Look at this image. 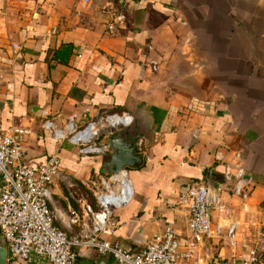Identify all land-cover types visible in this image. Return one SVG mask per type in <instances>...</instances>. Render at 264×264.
<instances>
[{"label": "crops", "instance_id": "crops-1", "mask_svg": "<svg viewBox=\"0 0 264 264\" xmlns=\"http://www.w3.org/2000/svg\"><path fill=\"white\" fill-rule=\"evenodd\" d=\"M124 112L147 117L153 144L141 146L143 165L128 170L133 200L102 238L138 251L169 226L185 236L181 187L243 170L247 199L234 181L220 196L235 246L220 241L209 259L208 241L203 264L247 258L264 234V0H0V133L31 130L25 166L59 157L68 179L89 184L101 156H82L43 124L66 132L72 117L82 126ZM51 192L58 225L77 232L64 188Z\"/></svg>", "mask_w": 264, "mask_h": 264}, {"label": "built area", "instance_id": "built-area-1", "mask_svg": "<svg viewBox=\"0 0 264 264\" xmlns=\"http://www.w3.org/2000/svg\"><path fill=\"white\" fill-rule=\"evenodd\" d=\"M116 117L132 119L125 112L103 114L80 126L72 117L66 132L56 130L48 121L43 124V129L60 140L69 138L73 145L80 147L81 155L103 156L109 152V147L101 141L103 135L107 138L127 126L121 123L110 127L108 120ZM31 134V130L24 126L12 127L0 133V177L3 183L0 194V233L7 242L9 264H78L80 252L81 257H85L91 251H96L101 257L112 258L115 264H203L205 244L224 235L226 221L222 224L219 217L228 214L227 202L212 193L203 182L182 186L174 205L185 220V236L179 235L174 227L169 226L163 232L149 237L138 251L118 242L104 240L102 235L113 234L109 216L112 217L115 210L130 205L134 196L130 203L119 207L104 204L106 195L113 192L119 194L121 189L119 185L117 188L105 185L103 177L100 178L103 190L95 193L100 212L95 213L86 200L80 212L70 209V224L78 226L80 232L69 234L58 225L59 218L51 203L52 187L65 183L67 175L59 157H52L39 170L24 165L23 146ZM125 172L128 175V170ZM226 177L235 182L232 193L247 199V186L251 184V179L244 171L239 170L236 175L227 171ZM101 213L107 214L105 223L100 221ZM227 226L226 237L230 246L234 247L237 224ZM256 244V248L248 252L247 258L233 264H264L263 233ZM76 249L80 252L77 253Z\"/></svg>", "mask_w": 264, "mask_h": 264}, {"label": "water", "instance_id": "water-1", "mask_svg": "<svg viewBox=\"0 0 264 264\" xmlns=\"http://www.w3.org/2000/svg\"><path fill=\"white\" fill-rule=\"evenodd\" d=\"M132 123L121 127L111 136L102 140L109 147V152L99 157L96 166L98 173L106 176H117L125 170L138 169L143 165L142 147L153 144V129L145 115L131 114ZM214 170L206 182L207 188L217 196L223 195L222 189L229 181L225 175L224 181L214 178ZM108 257H92L79 264H109ZM0 264H9L8 246L5 237L0 233Z\"/></svg>", "mask_w": 264, "mask_h": 264}, {"label": "rangeland", "instance_id": "rangeland-1", "mask_svg": "<svg viewBox=\"0 0 264 264\" xmlns=\"http://www.w3.org/2000/svg\"><path fill=\"white\" fill-rule=\"evenodd\" d=\"M119 130V129H118ZM105 134V133H104ZM105 139V135H103V140ZM69 140V138L67 139ZM66 140V141H67ZM102 141V139H101ZM74 147L80 151V147L75 146ZM84 156V155H82ZM101 177L105 178V185L112 187V188H117V186L119 185V183L117 181H115L113 179V176H106L104 174H93V176L90 178V182L89 184H83L81 182H73L72 178L67 179V181L65 183H60L62 188H64L65 194L68 197L69 201L72 203V208L73 209H78L81 207L82 204H84V201L86 200L87 203H89L92 206V209L94 210L95 213L100 212V208H99V202L95 197V193L96 192H101L103 190V182L101 181ZM129 178V176H128ZM92 182H94V184H92ZM74 198V199H73ZM81 200L80 202H77ZM122 209V208H121ZM119 210V209H117ZM115 210V211H117ZM115 214V213H114ZM225 216V215H224ZM109 220H113L114 219V215L111 217L109 216L108 218ZM224 220H227L226 217H223ZM221 219L219 220L222 224L224 223V220ZM110 220V223H111ZM92 225H90V230H92ZM228 230L227 227H225V232L224 235L220 238H217L214 241H210L207 244V248H206V252H207V257L210 259L211 256H214V258H217V255L215 254L216 250L222 246L223 243H228V238L226 237V231ZM80 229L77 232L74 233H79ZM222 241V242H220ZM230 245V244H229ZM225 246V245H224ZM77 253H79L80 251H78L77 249L75 250ZM95 254L96 251H93ZM81 252H80V256H81ZM95 257V256H94ZM92 258V257H91ZM87 260V259H86ZM84 260V261H86ZM83 260L80 259L79 262H84ZM113 263V262H112ZM234 262L232 261V263L229 264H233ZM209 264H212V261H209Z\"/></svg>", "mask_w": 264, "mask_h": 264}, {"label": "bare ground", "instance_id": "bare-ground-1", "mask_svg": "<svg viewBox=\"0 0 264 264\" xmlns=\"http://www.w3.org/2000/svg\"><path fill=\"white\" fill-rule=\"evenodd\" d=\"M130 121H132L131 118H128L126 120H123L119 117L110 118L108 120V125L110 127L118 126L121 123L123 125H128V124H130ZM113 179L119 183L121 191L119 194L113 192L111 194L106 195L103 198L104 204L114 205L115 207H119V206L126 205V204L130 203L132 200V197L134 196V189H133V185H132L130 179L128 178L127 173L124 171L120 175L113 176ZM99 218H100V221L102 223H105L106 218H107V214L104 215L103 213H101L99 215Z\"/></svg>", "mask_w": 264, "mask_h": 264}, {"label": "trees", "instance_id": "trees-1", "mask_svg": "<svg viewBox=\"0 0 264 264\" xmlns=\"http://www.w3.org/2000/svg\"><path fill=\"white\" fill-rule=\"evenodd\" d=\"M60 161H61V159H60ZM61 166H62V161H61ZM222 198L225 199L224 196H222ZM223 199H222V200H223ZM115 213H116V212H115Z\"/></svg>", "mask_w": 264, "mask_h": 264}]
</instances>
